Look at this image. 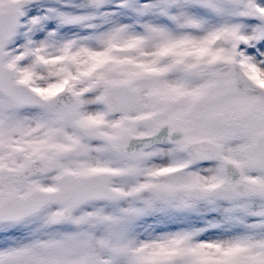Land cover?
<instances>
[{"label":"snow or ice","instance_id":"obj_1","mask_svg":"<svg viewBox=\"0 0 264 264\" xmlns=\"http://www.w3.org/2000/svg\"><path fill=\"white\" fill-rule=\"evenodd\" d=\"M0 264H264V0H0Z\"/></svg>","mask_w":264,"mask_h":264}]
</instances>
